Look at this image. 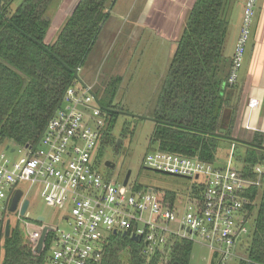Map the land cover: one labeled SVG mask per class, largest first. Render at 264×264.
Listing matches in <instances>:
<instances>
[{
  "label": "trees",
  "instance_id": "16d2710c",
  "mask_svg": "<svg viewBox=\"0 0 264 264\" xmlns=\"http://www.w3.org/2000/svg\"><path fill=\"white\" fill-rule=\"evenodd\" d=\"M53 1L23 0L14 12L10 11L12 0L0 2V145L37 144L64 90L76 82L74 73L95 45L108 13L100 20L98 16L115 3L79 0L54 43L48 45L44 40L50 21L44 16ZM226 7L227 0L193 4L151 113L154 127L149 146L210 162L225 140L235 150L243 148L242 156L235 157L249 170L264 166V134L255 132L249 140L252 146L226 140L235 125L241 93L236 84H226L232 63L224 56ZM119 82L120 78L111 79L104 90L108 98L98 101L104 119L96 151L98 164L116 143L113 130L123 110L113 105ZM128 135L129 122L124 120L119 137ZM106 172L112 175L111 169ZM251 194L255 218L245 259L238 264H264V176L262 186ZM166 195L173 196L171 192ZM1 241L0 264L44 263L43 254L33 253L19 222L9 224V236L2 234ZM191 253L192 243L173 240L148 259L142 243H134L128 234H115L107 239L98 264H189Z\"/></svg>",
  "mask_w": 264,
  "mask_h": 264
},
{
  "label": "built area",
  "instance_id": "2783aa9c",
  "mask_svg": "<svg viewBox=\"0 0 264 264\" xmlns=\"http://www.w3.org/2000/svg\"><path fill=\"white\" fill-rule=\"evenodd\" d=\"M256 3L245 0L228 86L236 84L243 66ZM76 85L74 82L64 90L34 147L7 146L0 151V227L4 228L11 213L8 208L16 191L21 192L16 222L26 218L29 201L19 185H36L44 203L63 213L53 226L45 225L43 217V222H38V217L33 231L22 222L33 253L43 254V264H98L107 239L115 234L139 238L148 259L173 240L208 249L215 260L209 264H225L237 258L235 248L246 246L251 234V193L262 186L264 166L248 170L236 159L234 145L219 165L153 150L143 156L145 169L189 181L185 190L167 191L173 194L170 198L165 191L139 189V184H130L129 180L123 186V180L119 183L113 175L100 171L102 164H98L96 151L104 125L103 110L92 87ZM258 105V100L251 98L247 109ZM13 154L19 157L12 159ZM25 200L28 207L21 216Z\"/></svg>",
  "mask_w": 264,
  "mask_h": 264
},
{
  "label": "rangeland",
  "instance_id": "374dc122",
  "mask_svg": "<svg viewBox=\"0 0 264 264\" xmlns=\"http://www.w3.org/2000/svg\"><path fill=\"white\" fill-rule=\"evenodd\" d=\"M78 1H53L44 16L45 19L50 21V27L44 40L45 44L54 43L59 31L72 14ZM22 2L23 0H12L10 11L14 12ZM140 4H142L141 0H117L111 10L108 9L104 13H100L98 20L105 13H109V16L102 23L95 45L85 62L79 68V71H76V87H80L81 84L92 87L98 101L103 103L104 99L108 98L107 94L104 93L106 85L111 79L120 78L113 105H118L123 110L115 123L113 134L116 141L122 140V144L118 155L111 149L105 151L103 157L105 161L115 165L114 170L111 169L114 179L121 183L123 175L130 171V184L137 183L144 188L157 191L183 192L189 181L146 170L142 164L146 152L157 150L156 147L149 146V137L154 127L151 113L177 44L172 41H165L162 36L151 31L148 25L139 23L137 16L142 8ZM231 52L232 44H225L224 56L230 55ZM241 95L240 93L239 104ZM238 116L239 105L231 137L249 142L252 137L242 138L240 132H237L238 128L235 126ZM134 117L141 119L135 121ZM124 120L129 122L131 135L122 139L119 135ZM6 146V144L0 145V151H3ZM230 146V142L220 141L216 152V165L224 162ZM237 148L235 156H242L243 148ZM10 157L17 159L19 154H13ZM236 165L239 167V164ZM100 171L106 174L107 168L102 166ZM19 188L23 190L25 199L29 201L26 218L20 220L29 224V231H33V227L38 225L36 223L38 217H43L47 226H53L55 222L60 221L63 215L62 210L46 205L38 194V186L35 185L29 188V185H19ZM16 218L17 213L13 212L9 213L5 220L14 225ZM254 218L255 215L253 214ZM22 222L19 223L24 229ZM252 228L253 223L251 231ZM24 234L27 236L25 230ZM245 250L246 246L243 244L237 246L234 251L238 257L228 260L225 264H238L239 258L245 259ZM209 262H215L214 258L210 256V251L199 244L193 243L189 264H209Z\"/></svg>",
  "mask_w": 264,
  "mask_h": 264
},
{
  "label": "crops",
  "instance_id": "0c3cea01",
  "mask_svg": "<svg viewBox=\"0 0 264 264\" xmlns=\"http://www.w3.org/2000/svg\"><path fill=\"white\" fill-rule=\"evenodd\" d=\"M110 1L116 3L117 0ZM195 1L141 0L142 8L137 19L141 25H148L151 31L162 36L165 41L177 44ZM244 3L245 0H227L228 36L225 44H232V52L241 27ZM114 5L110 6L109 10ZM232 52L226 56L230 60ZM236 86L242 94L235 126L238 128L237 132H240L242 138L252 137L255 132L264 134V0H257L256 3L251 35L245 48L244 62ZM251 98L258 100V108H246Z\"/></svg>",
  "mask_w": 264,
  "mask_h": 264
},
{
  "label": "water",
  "instance_id": "95a60500",
  "mask_svg": "<svg viewBox=\"0 0 264 264\" xmlns=\"http://www.w3.org/2000/svg\"><path fill=\"white\" fill-rule=\"evenodd\" d=\"M74 76L77 77V72L74 73ZM133 119L136 121L137 119H141V118L134 117ZM213 135L217 136V137H222L223 136L222 134H213ZM226 140H232L234 142H238V143H242L244 145L252 146L251 143H249L247 141H242V140H239V139H236V138H232V137H229V138L227 137ZM121 144H122V140L121 139L116 141V143L114 145V149H113L115 154L119 153V148L121 147ZM7 149H8V147H6V150ZM10 152H13V150H10ZM110 169H111V167H110ZM130 174H131L130 171H127L126 176L123 179V186H126L128 180L130 178ZM20 196H21V192L20 191H16L14 196L11 199L10 206L8 208L9 212H11V213L15 212L16 207H17V203L19 201ZM27 207H28V201L25 200L23 202V205H22L21 209H20V215L21 216H24V214H25V212L27 210ZM37 220H38V222H43V218L42 217H39ZM9 224H10V222L6 221L5 224H4V228L2 226L0 227V244H1L2 234H4L5 237L9 236ZM45 233H46V229L43 230L41 238H40V240L38 242V245H37V248H36V252L37 253L41 249V246H42V243H43V240H44V237H45ZM122 236H125V234H122ZM131 240L134 243H138L139 242V238L134 237V236L131 237Z\"/></svg>",
  "mask_w": 264,
  "mask_h": 264
},
{
  "label": "flooded vegetation",
  "instance_id": "af4514ba",
  "mask_svg": "<svg viewBox=\"0 0 264 264\" xmlns=\"http://www.w3.org/2000/svg\"><path fill=\"white\" fill-rule=\"evenodd\" d=\"M114 149V148H113ZM112 149V151L114 152V150ZM121 153V152H120ZM119 154V153H118ZM117 154V155H118ZM101 164H102V166L103 167H105V168H107V169H110V167H111V169L112 170H114V168H115V165L113 164V163H111V162H109V161H105L104 159L101 161ZM107 164V165H106ZM107 166V167H106ZM127 173V172H126ZM126 173L123 175V179H124V177L126 176Z\"/></svg>",
  "mask_w": 264,
  "mask_h": 264
}]
</instances>
